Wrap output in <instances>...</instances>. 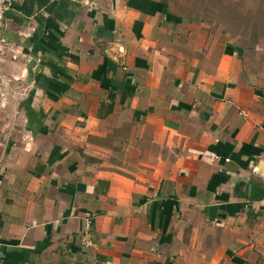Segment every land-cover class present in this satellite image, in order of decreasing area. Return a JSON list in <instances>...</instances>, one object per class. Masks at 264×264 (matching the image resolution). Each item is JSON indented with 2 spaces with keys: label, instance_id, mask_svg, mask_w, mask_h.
Listing matches in <instances>:
<instances>
[{
  "label": "crops",
  "instance_id": "1",
  "mask_svg": "<svg viewBox=\"0 0 264 264\" xmlns=\"http://www.w3.org/2000/svg\"><path fill=\"white\" fill-rule=\"evenodd\" d=\"M0 227V264H264V0L9 10Z\"/></svg>",
  "mask_w": 264,
  "mask_h": 264
},
{
  "label": "built area",
  "instance_id": "2",
  "mask_svg": "<svg viewBox=\"0 0 264 264\" xmlns=\"http://www.w3.org/2000/svg\"><path fill=\"white\" fill-rule=\"evenodd\" d=\"M24 0H0V24L4 21L6 14L11 10L15 5L23 2ZM2 241V231L0 227V246ZM82 245L89 249L96 247L94 241L90 238L89 234H85L82 238Z\"/></svg>",
  "mask_w": 264,
  "mask_h": 264
}]
</instances>
